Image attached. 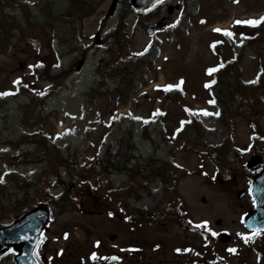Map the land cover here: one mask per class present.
Listing matches in <instances>:
<instances>
[{
	"label": "rangeland",
	"instance_id": "1",
	"mask_svg": "<svg viewBox=\"0 0 264 264\" xmlns=\"http://www.w3.org/2000/svg\"><path fill=\"white\" fill-rule=\"evenodd\" d=\"M47 1L4 0L5 17L9 13L23 23V8H27L36 24L27 38L14 39L8 50L0 52V92L14 94L24 88L35 91L47 88V82L38 80L45 69L44 62L51 63V68L52 64H57L72 69L70 90L45 104L40 115L36 110L30 114L28 120L33 117L39 120L34 126L21 121V113L16 110L19 102L26 101L23 95L10 102L0 96L3 114L7 115L5 120L0 119V178L3 179L5 172L15 171L20 177L31 179L33 173L47 167L49 161L45 160L44 147L32 143L37 138L34 135L43 132L56 142L44 151L55 159L59 150L64 159L69 160L66 166H59L64 181H77L81 182L78 186L82 185L75 192L80 210L50 219L40 256L46 262L55 259V264H190L201 260L202 232L207 230L217 247L215 254L220 258L219 263L258 264L254 252L244 249L245 234L249 240L252 236L245 230L241 218L254 205L250 186L258 170L247 166V161L254 153L264 155V105L260 104L254 114H236L223 123L217 121L220 115H204L199 110L222 113L221 105L209 103L210 91L205 87L213 75L209 76L206 69L219 64L211 50V44L219 37H224L225 43L231 45L227 56L243 53L236 62L242 77L247 82L258 80L262 71L260 54L237 32L240 27L235 21L264 17V0H206L192 18V26L182 31L178 29V22L183 0L162 2L142 17L131 12L128 0H120L112 15L109 12L113 0H98L95 10L82 20L81 41L75 48L67 47L64 42L61 47L55 33L59 31L60 21L48 23L43 19L40 4ZM159 21L163 26L157 25L154 33L149 34L147 25ZM118 25L124 27L122 39L117 41L118 53L123 58L140 56L138 53L147 55L149 47L156 45L151 56L154 65L142 79L145 84L130 90L129 102L122 106L117 105L116 97L92 92L93 87L98 86L94 82L98 60ZM263 25L261 22L256 26ZM216 28L227 29L234 35L226 36L214 31ZM255 43L264 54V38L259 36ZM143 73H138V77ZM17 79L20 80L18 85L13 83ZM181 79L180 88L164 89V85L177 84ZM188 109L203 124L196 139L188 133ZM146 125L153 131L152 137L163 131L162 138L152 142L143 137ZM127 127L135 130L144 157L157 154L162 160L158 162L159 172L152 169V174L158 173L154 176L149 173L147 180L96 171L99 158L102 160L109 149L115 151L117 138ZM224 145L225 150L215 154V146ZM27 151L34 156L30 158ZM217 161L223 163L222 168ZM43 176L44 180L35 178L41 184L33 194L34 207L47 204L50 196L58 197L63 191L59 186L62 179L57 184L51 170ZM89 178L91 187L84 183ZM262 178L264 176L259 177L258 183ZM137 183L139 186L135 187ZM5 186L14 194L12 184ZM118 187H128L127 194L137 189V196H133L131 202L155 217V227L139 223L140 230L137 224V229L131 230L125 221L130 210L122 206L121 194L114 193ZM242 191H246L244 196ZM176 210L177 219L172 217ZM183 216L190 225L208 223L197 227L200 232L191 231L188 225L184 228L178 223ZM12 217L10 215L5 222ZM217 219L222 220L221 225L215 223ZM224 230L233 237L228 245L219 241V234ZM111 234L117 239L110 240ZM156 238L158 245L154 244ZM174 246L185 247L187 251L178 254ZM231 248L236 251L230 252ZM91 253H96L98 258H89ZM113 256L119 259L114 260ZM2 264H14L13 254Z\"/></svg>",
	"mask_w": 264,
	"mask_h": 264
},
{
	"label": "trees",
	"instance_id": "2",
	"mask_svg": "<svg viewBox=\"0 0 264 264\" xmlns=\"http://www.w3.org/2000/svg\"><path fill=\"white\" fill-rule=\"evenodd\" d=\"M206 0H183L182 6V16L178 22V29L185 30L192 26V18L198 13V9L201 4ZM98 0H48L46 3H41L39 8L44 13L43 19L48 23H53L54 21H60L59 31H56V36L61 43L63 42L69 48L78 47L79 42L81 41L82 30V20L84 16L90 14L92 10H95ZM129 4V0L127 2ZM4 0H0V52L8 50L14 39H25L29 36L34 28L36 21L31 20L33 16L30 14L29 9L23 8L24 13V22L19 23L16 21L13 15L8 13V16L5 17V12L2 10ZM20 5V4H19ZM130 5V4H129ZM24 7V5H20ZM131 7V5H130ZM6 9V8H4ZM28 12V13H27ZM248 24H239L238 33H242L247 39L249 46L256 50L260 54V65L262 70H264V54L261 47L257 46L256 39L260 36L264 38V25L255 26L249 28ZM170 32V31H169ZM124 33V27L118 25L117 30L111 35V42L104 49L103 54L100 56L97 67L98 73V86H94L92 92L96 95H109L116 97L118 100L117 105L122 106L126 105L129 102V91L133 88H142L145 84L142 81L144 74L151 71L153 65V60L151 55H145L138 58H123L121 54L119 55V47L117 41L122 39ZM171 33V32H170ZM113 41V42H112ZM216 43L215 50L211 47L212 53L219 59V66L221 63L223 67H219L218 71L214 72L210 80H215L214 84H211L207 89L210 91V99L215 100V103L221 105V115L218 117V123L228 122L234 115H245V113L251 112L255 113L256 108L260 105H264V71L258 75V80L255 83L251 84L247 82L236 62L239 60V57L243 54H238L237 56H227V50L231 47L230 44L225 43L224 37H219L214 42ZM213 42V43H214ZM212 43V44H213ZM211 44V45H212ZM154 48V47H153ZM155 50V48H154ZM126 62L127 67H121L120 63ZM44 71L42 72L41 78H38L40 82H47L48 87L42 91L30 90L29 88H24L14 94L6 95V101L18 99L21 95L25 97L26 101L19 102L16 110L18 113H21L19 118L21 121H24L28 124L34 126L39 122L37 117H33L31 120H28L30 114L36 110L37 114L40 115V112L45 104H48L51 100L58 97L63 92L70 90L69 77L71 68L44 62ZM47 66V67H46ZM141 66L143 68L141 69ZM53 67L57 70H53ZM238 68V69H237ZM141 69V70H140ZM144 72L139 78L138 73ZM96 76V77H97ZM92 87V85H91ZM91 89V88H90ZM43 93V94H41ZM19 96V97H18ZM28 98V101H27ZM2 102L0 101V119L5 120L7 115H2ZM39 106V108H37ZM258 113V112H257ZM26 114V115H25ZM189 136L193 135V139H196L200 131L201 124L195 113L190 112L189 120L186 122ZM143 137H150L148 132V127L145 128L143 132ZM163 131L157 134V138H151L154 142L159 141L162 138ZM37 138L32 141L36 143L38 147L43 146V153H45V160L48 165L44 169H39L36 173L32 174V178L28 179L25 177L22 178L18 176L15 172L4 173V178L0 182V226L4 225V220L9 218L10 215L14 217H19L25 213L28 209L32 208L34 205L33 194L35 191L39 190L41 182L39 180H44V173H47L48 170H51V174L56 177V183L62 179L63 191L58 197L50 196L47 204L52 210V217L59 216L65 212L79 211L78 208V197L75 195V192L81 188V182L67 183L64 181L59 172V166H66V162L69 160L64 159L62 153L58 151V154L55 159H52L49 153L45 152L51 143L54 145L56 142L51 141L47 138V133L38 132L36 135ZM117 146L115 151L109 149V152L106 154L102 160L99 158L95 166L96 171L104 172L107 174H127L130 176V179H136V176H140L142 179H148L149 173L152 174L153 170H159V164L157 161L159 157L150 155L144 157L140 152L138 139L136 138L135 130L132 127L124 128L123 133L117 138ZM19 146L21 144L17 143ZM216 152H221V148H214ZM31 158L34 156L30 152H26ZM38 157V156H37ZM41 159V157H39ZM157 162V163H156ZM157 164V167H154ZM54 170V171H53ZM39 178L38 182L35 178ZM5 180L12 184L13 189H15L14 196L10 191L7 190L4 182ZM90 185V178L88 182H84ZM134 185V184H133ZM55 186V184L53 185ZM133 194V195H132ZM132 194H123L122 206L125 207L126 211L130 210L129 216L131 221L136 223H143L145 221V215L143 214L140 207L132 205V197L137 196V189L133 191ZM129 197V198H128ZM172 214V213H171ZM175 214H172V217L177 219L178 211H175ZM153 223V222H151ZM178 223L182 227L187 228V225L181 220L178 219ZM193 230L198 228L194 226ZM214 246V245H212ZM216 262H218L216 260ZM55 264V262H52ZM213 264H216L215 262ZM220 264H225L220 263Z\"/></svg>",
	"mask_w": 264,
	"mask_h": 264
},
{
	"label": "water",
	"instance_id": "3",
	"mask_svg": "<svg viewBox=\"0 0 264 264\" xmlns=\"http://www.w3.org/2000/svg\"><path fill=\"white\" fill-rule=\"evenodd\" d=\"M117 2L118 0H113L109 14L114 13L117 8ZM156 2L157 0H133L135 8L138 10L147 9L156 4ZM155 28L156 26L154 25L149 26L148 32H154ZM261 163L262 156L258 154L251 158L248 165L258 168ZM261 174L256 176L257 181L252 185V195L254 200H256V206L243 218V222L249 231H256L257 229L260 232L264 231V187L263 190L256 189L259 185L258 179ZM50 214V209L45 205H39L37 208L31 209L22 217L16 219L14 223L0 228V255L5 253L6 250L13 248L17 251L15 257L16 264H38L34 252L43 235V229L49 222ZM216 223L221 224V220H217ZM110 238L114 240L115 235H111ZM230 240L231 235L229 233L223 232L221 234V241L223 243H229Z\"/></svg>",
	"mask_w": 264,
	"mask_h": 264
},
{
	"label": "snow or ice",
	"instance_id": "4",
	"mask_svg": "<svg viewBox=\"0 0 264 264\" xmlns=\"http://www.w3.org/2000/svg\"><path fill=\"white\" fill-rule=\"evenodd\" d=\"M157 2H159V0H157ZM203 22V21H202ZM261 22H264V17H260L259 19H249V20H245V21H240V20H237V21H235V23H237V24H248V25H252V26H256V25H258V24H260ZM174 26V25H173ZM214 31H217V32H223V34L224 35H226V36H233L234 35V33H232V32H230V31H228L227 29H220V28H216V29H214ZM216 43H220V41H217V42H214L212 45H211V47L215 50V47H216ZM147 49H145V51H146ZM143 53H138L137 55H142ZM219 67H223V64L221 63L219 66H214V67H209V68H207L206 69V72H207V74L209 75V76H211L214 72H216V71H218V68ZM262 71H264V70H262ZM250 83H254L255 81H249ZM13 83L14 84H19L20 83V80L19 79H17L16 81H13ZM215 83V80H210V81H208V82H206L205 83V87L207 88V87H210L211 86V84H214ZM183 84V79H181L180 80V82L179 83H177V84H167V85H164L163 87H164V89L165 90H171V89H174V88H180L181 87V85ZM25 87H27V85H25ZM159 87H161L160 85H157V88H159ZM10 94H12L11 92H0V96H6V95H10ZM41 94H43V93H41ZM209 103H215V100L213 99V100H210L209 101ZM158 112H159V110H157ZM188 111L189 112H192V110L191 109H188ZM199 111H201L204 115H217V116H219L220 115V113L217 111L216 113H209L208 112V110L207 109H200ZM136 119H141V117H135ZM148 121L147 120H145V123H147ZM182 124L184 123V122H181ZM177 131H180V129H177ZM179 166V165H178ZM0 182H2V178H0ZM110 215H111V213H110ZM207 221H204V222H202L201 224H198L197 225V227H204V226H206L207 225ZM213 235H216V233L215 232H213L212 233ZM260 234V230L259 229H257L256 230V232L255 233H253V234H251L252 236H254V235H259ZM249 236H245L244 237V239H245V242L247 243L248 242V240H249ZM97 244H99V242L97 241ZM176 251L177 252H180V251H182V249H176ZM183 251H187V249H185V250H183ZM229 251L230 252H235L236 251V249L235 248H231V249H229ZM91 258L93 259V260H95V259H97L98 257H97V254L96 253H92V255H91ZM112 259H114V260H116V259H119V257H116V256H113V257H111Z\"/></svg>",
	"mask_w": 264,
	"mask_h": 264
},
{
	"label": "bare ground",
	"instance_id": "5",
	"mask_svg": "<svg viewBox=\"0 0 264 264\" xmlns=\"http://www.w3.org/2000/svg\"><path fill=\"white\" fill-rule=\"evenodd\" d=\"M99 64V63H98ZM120 65H121V67H127V64H126V62H121L120 63ZM98 66V65H97ZM143 68V66H141V69ZM140 69V70H141ZM97 76V75H96ZM98 79H100V78H98ZM98 79H97V77L95 78V80H94V82H95V84L98 82ZM222 150H221V152L223 151V149L225 150V148H226V145H224V146H219ZM219 147H217V148H219ZM27 152H29V151H27ZM220 153V151L219 152H216L215 151V154H219ZM217 163V165L219 166V168H222V166H223V163L222 162H216ZM111 174H113V173H111ZM116 175H121V176H129V175H127L126 173L125 174H123V173H120V174H116ZM141 178L140 176H136V178ZM142 179V178H141ZM144 180V179H143ZM147 180V179H146ZM137 186H139V183H137V184H135V187H137ZM128 189V187H126V189L125 188H123V187H118V188H115L114 189V193L116 192V193H120L121 194V197H120V199L123 201V193H125V195H126V193H127V190ZM129 198V197H128ZM132 205H134L133 203H132ZM125 208V207H124ZM122 209V208H121ZM141 209V208H140ZM143 212V214H144V216H145V221L147 222V223H150V222H154L155 221V217H153V216H151V215H148V213H147V211H142Z\"/></svg>",
	"mask_w": 264,
	"mask_h": 264
},
{
	"label": "flooded vegetation",
	"instance_id": "6",
	"mask_svg": "<svg viewBox=\"0 0 264 264\" xmlns=\"http://www.w3.org/2000/svg\"><path fill=\"white\" fill-rule=\"evenodd\" d=\"M255 233V232H254ZM253 234V233H251ZM252 236V235H250ZM252 246L251 248L250 245H245L244 249L245 250H250L253 249L252 251L254 252V255H256L257 263L258 264H264V233H260L259 235H254L252 236ZM250 239V240H251Z\"/></svg>",
	"mask_w": 264,
	"mask_h": 264
}]
</instances>
